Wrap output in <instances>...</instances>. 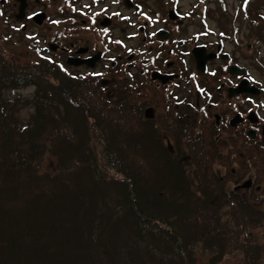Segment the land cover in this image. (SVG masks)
I'll return each instance as SVG.
<instances>
[{"label": "trees", "instance_id": "1", "mask_svg": "<svg viewBox=\"0 0 264 264\" xmlns=\"http://www.w3.org/2000/svg\"><path fill=\"white\" fill-rule=\"evenodd\" d=\"M40 67L57 81L0 72L1 89L36 86L22 101L26 122L9 111L17 98L0 97V264H196L199 255L221 264L238 254L261 264L264 145L224 155L227 145L188 127L171 152L136 90L109 96L98 82ZM233 161L255 174L260 189L248 199L213 169Z\"/></svg>", "mask_w": 264, "mask_h": 264}, {"label": "flooded vegetation", "instance_id": "2", "mask_svg": "<svg viewBox=\"0 0 264 264\" xmlns=\"http://www.w3.org/2000/svg\"><path fill=\"white\" fill-rule=\"evenodd\" d=\"M11 5L22 31L29 27L53 31L46 39L36 40L39 44L43 41L40 61L56 65L71 77L98 82L109 96L116 90H136L144 101L143 119L162 124L160 142L171 152H180L181 137L188 127L193 134L227 145L222 150L224 155L231 145H264V118L257 113L258 93L252 92L255 86L264 93V86L253 80L251 69L225 51L224 40L211 39L196 29H190V36L182 32L186 17L180 0H23L22 15L18 17L20 0H12ZM197 57L205 59L202 70L197 69ZM213 64L215 68H211ZM232 67L234 72L230 71ZM241 83L251 90L236 93ZM237 99L247 102L248 113L237 106L236 113L228 117L212 110ZM191 109L197 114L193 121L184 113ZM250 112H255L257 122L248 118ZM234 117L237 121L232 125ZM235 161L229 167L213 164L220 177H228L227 187L253 181L255 175L250 169L241 173ZM226 170L233 177L227 176ZM241 175L243 178L236 183ZM241 189L236 191L242 193Z\"/></svg>", "mask_w": 264, "mask_h": 264}, {"label": "rangeland", "instance_id": "3", "mask_svg": "<svg viewBox=\"0 0 264 264\" xmlns=\"http://www.w3.org/2000/svg\"><path fill=\"white\" fill-rule=\"evenodd\" d=\"M11 4L12 0H4V3L0 1V72L10 75L23 70L22 72L31 73L35 80L42 72L45 77H49L56 82L57 80L53 78L50 68H47L46 71V67H40L43 63L40 61L43 41L40 44L36 42L41 37L46 39V36L52 34L53 31L37 27H29L26 31H22L21 25L13 17L15 9L12 8ZM180 4L186 17L184 24L186 28L182 26V32L185 35L190 36L192 33L190 29H196L195 31L206 32L211 39L224 40L225 51L227 53L231 52L233 59L240 65L251 69L253 80L264 86V0H180ZM211 68H215V64ZM216 68H219L218 65ZM114 73H116V70H114ZM107 76H109V73L105 75V77ZM14 87L11 85L7 88L3 87L4 89L0 88V97L10 101L17 98L20 103H17L16 106L9 105V111L16 115L21 122H26L32 108L26 106L22 101L31 98L36 86L30 84ZM238 87L241 90L236 93H240L245 89L242 83ZM190 88L192 89V87ZM195 88H197V85H195ZM257 95L255 97L257 113L264 118V93L261 92ZM191 98L190 101L194 102V97L191 96ZM215 98L213 97V100ZM231 105H234L233 109ZM231 105L218 104L212 110L222 113L226 117L233 115L238 109L243 113H248L249 105L245 101L241 102L237 99ZM184 113L193 121L194 114H196L194 109L184 111ZM214 169H217V166ZM241 190L246 199L250 198L252 192H254V189ZM260 199H264V196ZM262 229V227L258 228L252 233L254 240L257 242L261 241L263 237ZM241 261L242 257L238 254L233 257H225L221 264H241ZM196 264H209V256L199 255ZM261 264H264V260L261 261Z\"/></svg>", "mask_w": 264, "mask_h": 264}, {"label": "water", "instance_id": "4", "mask_svg": "<svg viewBox=\"0 0 264 264\" xmlns=\"http://www.w3.org/2000/svg\"><path fill=\"white\" fill-rule=\"evenodd\" d=\"M20 2H21L20 8H19V10H20V14L17 15V17L22 15V10H23V0H20ZM208 57H210V56H208ZM204 62H205V59H204V58L199 59V58L197 57V68L200 69V70H202V69H203ZM234 70H235V67H232V68L230 69L231 72H234ZM240 90H241V88L238 87V88L235 90V92L240 91ZM244 90H248V89H244ZM250 90H251V88H249L248 91H250ZM252 92H253V93H257L258 91H257V89H255V88L253 87ZM253 116L255 117V114H254L253 112H251V113L248 115V118H250L251 120L255 121L254 119H252ZM238 117H239V116H238ZM255 119H256V117H255ZM236 121H237V118L234 119V120H232V121H231V124L234 125V124L236 123ZM250 134H251V135L254 134L253 131H251ZM262 137H263V142H264V126H263V128H262ZM247 185H248V184L244 183L242 186H247Z\"/></svg>", "mask_w": 264, "mask_h": 264}]
</instances>
